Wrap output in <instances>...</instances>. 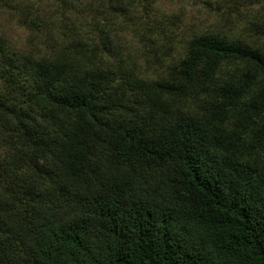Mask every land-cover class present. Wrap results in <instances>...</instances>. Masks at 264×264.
Listing matches in <instances>:
<instances>
[{"label": "trees", "instance_id": "1", "mask_svg": "<svg viewBox=\"0 0 264 264\" xmlns=\"http://www.w3.org/2000/svg\"><path fill=\"white\" fill-rule=\"evenodd\" d=\"M141 1L0 0V264H264V0Z\"/></svg>", "mask_w": 264, "mask_h": 264}, {"label": "rangeland", "instance_id": "2", "mask_svg": "<svg viewBox=\"0 0 264 264\" xmlns=\"http://www.w3.org/2000/svg\"><path fill=\"white\" fill-rule=\"evenodd\" d=\"M143 2L150 3L149 5L157 10L155 25L159 26L161 24L167 31L168 29L173 31V34L183 41L194 33L211 28L216 21L215 10L217 6L226 5L227 3L222 1L218 4V0H143ZM0 23H3V21H0ZM8 31L14 41H21L24 38L22 30L16 28L13 24H10ZM126 40L134 44V48L140 47L136 41L133 42L132 37L127 36Z\"/></svg>", "mask_w": 264, "mask_h": 264}]
</instances>
